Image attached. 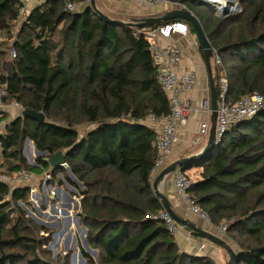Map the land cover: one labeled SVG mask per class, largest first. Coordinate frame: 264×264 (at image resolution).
Returning a JSON list of instances; mask_svg holds the SVG:
<instances>
[{
    "label": "trees",
    "instance_id": "16d2710c",
    "mask_svg": "<svg viewBox=\"0 0 264 264\" xmlns=\"http://www.w3.org/2000/svg\"><path fill=\"white\" fill-rule=\"evenodd\" d=\"M72 1L83 4L81 10L47 0L20 20L19 1L0 0V31L7 39L20 22L12 44L0 42L1 100L45 115L44 122L21 115L0 133V170L49 172L50 181L75 187L99 264H216L208 256L181 252L166 226L149 218L163 207L149 180L157 131L144 121L168 114L170 106L141 27L110 24L87 0ZM170 1L183 2L201 22L226 69L230 99L264 94V0H240V13L213 18L204 12L214 10L197 0ZM12 46L17 57L10 61ZM85 124L90 127L82 132ZM26 138L48 153L37 165L22 154ZM60 150L67 167L51 170L45 158ZM193 167L202 168L201 179L191 183L188 196L214 224L230 221L236 264H264V109L233 124L212 151L183 169ZM30 189L21 185L10 192L0 183V264H69L66 255L54 262L41 256L42 242L24 224L20 209L15 225L6 229L15 212L11 203L28 199ZM81 253L95 264L84 248Z\"/></svg>",
    "mask_w": 264,
    "mask_h": 264
},
{
    "label": "built area",
    "instance_id": "2783aa9c",
    "mask_svg": "<svg viewBox=\"0 0 264 264\" xmlns=\"http://www.w3.org/2000/svg\"><path fill=\"white\" fill-rule=\"evenodd\" d=\"M19 19H25L30 12L29 2L31 0H18ZM47 0H44V2ZM205 6L213 8L215 13L220 17H228L238 14L242 11L240 0H197ZM90 3V0L86 1ZM139 6H161L168 5L170 0H136ZM178 3V2H176ZM76 5L67 2L66 8L74 11ZM140 34L149 42V51L156 72V81L161 91L167 96L170 106V112L164 116L156 117L150 115L145 123L156 129V137L154 146L157 150L155 164L151 170L150 183L153 184L157 175L165 166L167 158L171 155L173 146L177 141V128L180 123H185L190 114L195 110L188 93L193 90L198 82V75L194 69H188L184 72H178V68L182 64L183 51L181 47L173 41L175 36L184 37L190 33L189 25L184 20H174L156 26H146L140 29ZM4 35L0 31V41L2 42ZM16 39L13 37L12 40ZM17 57V50L14 46L9 48L8 60ZM213 59L217 66V78L219 84V108L216 124V144L219 143L230 127L240 121L246 120L264 109V94L251 93L246 94L236 100L228 97L229 81L226 69L217 51L214 50ZM5 91L0 92V110L4 108L1 97ZM15 106L18 102L15 101ZM202 109L212 112L210 99H204ZM211 124L202 122L198 129L199 137L195 139L194 145H198L203 137L209 136ZM67 167V163L62 164ZM189 170V169H188ZM183 168L175 170V187L178 196L185 201L188 209L208 224L215 225L210 214L201 205L190 199L187 193L188 187L193 182V178L189 175V171ZM35 173L22 168L14 174H7L0 170V183L9 187L13 192L21 185L31 182L35 179ZM52 178L51 173L45 174V182ZM51 187V186H50ZM52 188V187H51ZM53 189V188H52ZM51 190V194L53 191ZM31 191H34L32 189ZM149 218L162 222L170 235L174 238L182 233V228L177 224L171 214L162 209L156 213L149 215ZM230 221H223L217 225L218 235L223 239H228L227 230ZM44 234V233H43ZM199 253L204 254L206 242L195 245Z\"/></svg>",
    "mask_w": 264,
    "mask_h": 264
},
{
    "label": "crops",
    "instance_id": "0c3cea01",
    "mask_svg": "<svg viewBox=\"0 0 264 264\" xmlns=\"http://www.w3.org/2000/svg\"><path fill=\"white\" fill-rule=\"evenodd\" d=\"M63 1L65 2V5L67 4V2L74 3L77 6L76 10H79V9L81 10V7H82L81 5H83V4H81V5L77 4L76 2H73L72 0H63ZM32 2H35L38 5L34 4L33 6H31L30 4ZM43 2H44V0H31L29 2L30 11L33 10L34 8L38 7L40 4L42 5ZM96 3H97L98 8L101 11H103L105 14H107L111 18L119 19V20H123V21H128L129 19H133L132 17H135V18L138 17L139 19H141V18H147L149 16H162L163 14H165L169 11L179 9L181 7L182 8H188L181 1L178 3H176V1H172L168 5H161V7L160 6L159 7L139 6L138 3L136 2V0H96ZM190 11L192 12V10H190ZM173 41L176 42L181 47V49L183 51V56H182L183 61H182L181 66L178 68V72L180 73V72H184L188 69H194L198 75V82H197L196 87L188 93V97L191 100L195 110L190 114L189 118L187 119V121L185 123H180L178 125L177 141L174 144L172 153L167 158V160L165 162V166H163V168L166 167L167 165H169L170 163L178 160V159L188 157L189 155L197 153L203 147H205V145L208 142L209 136L203 137L201 142L198 143V145H194V142H195V139H197L199 137L198 129L200 127V124L202 122H206V121L211 124V115H209V117H208L205 113H203L204 114V118H203V115L201 113V112H204V110L201 107L203 100L204 99H210V76H209L208 68L206 65L205 55H204V52H203V50L199 44L197 37H196L195 30H194V32L190 30V33L184 37L175 36ZM212 66H213V69H215L214 70V76H217V66H216L213 58H212ZM2 91H4V90H2ZM2 91H0V92H2ZM3 104H4V108L2 110H0V117H4V118L0 122V133L1 132L4 133L6 131V126L8 124L14 122L19 116H21L22 111L24 109L21 104H18L15 106L14 105L15 101H9V102H5ZM209 114H211V113L209 112ZM196 121L200 122V124L198 125V128H197V126H194V123ZM210 128H211V126H210ZM209 134H210V131H209ZM30 141H32V140H30ZM32 143L35 145L34 142H32ZM35 149H37V148L35 147ZM27 152L29 153L28 148H27ZM28 160H29V158H28ZM68 170L67 171H68L70 177L73 179L74 176L72 175L71 170L69 168H68ZM188 171H189V175L193 178V181H197L198 179H201V175H200L202 172L201 167H193V168L189 169ZM33 173H35V175H36L35 179L32 180L31 182H27L25 184V186L28 185L31 188L30 192H32V194L37 193L36 183L40 181V184H39L40 186H38V189H41V181H43L44 189L43 188L42 189H43L44 193L47 192V190L49 193V191H51L50 189L52 187L54 190H56L58 197H60L61 194H63V196L65 198L68 197L67 199H69V200H72V201H73V199L75 200L74 204H72L70 201L67 202L66 204L61 203L59 208L55 204H51V206H49V207H51V209L45 213V217L50 219V220H48V224L54 226L58 223V221L56 220V218H59L58 214H60V211L63 212V215H64L63 227L66 229V231L70 230L71 222L73 223V221H76L77 219L79 220V217L76 219L75 217L73 218L70 214L75 215L78 213L79 216L81 217L82 210H81V205H80V198H78V202H76L77 201L76 196L72 195L71 193L69 194V192H68V191H70V189H68V191L64 190V189H63V191H60L59 187H58V189L54 188V186L52 184L50 185L51 187L49 186L50 189H48L47 183H49L50 180L45 182L44 177L39 178V176L37 175L38 174L37 172H33ZM46 173H49V172H45L42 174L45 175ZM150 177H151V175H150ZM149 180H150V178H149ZM155 180H156V178H155ZM155 180H154V182H155ZM79 184H80V182L78 183V185ZM153 185H154V183L152 184V186ZM80 188L83 189V187H80ZM32 189H34V191H31ZM159 189L163 194H165L169 198V200L172 203V207H173L174 211L179 216L188 219L191 223L197 225L198 227H200L202 229H206V230L210 231L211 233L218 235V229L216 227L217 226L216 224L215 225L208 224L206 221H204L203 219H201L197 215L190 212L185 201H183V199H181L178 196L177 191H176V187H175V171L173 173L169 174L167 177H165V179L161 182ZM40 195H41V193H40ZM51 200L54 202L55 197L53 196V198ZM48 203H49V201H48ZM77 203L79 205L78 207L76 206ZM160 203L162 204L161 201H160ZM162 207H163V205H162ZM162 209H165V208L163 207ZM53 219L55 221H53ZM79 223H80V221H79ZM76 225H78L77 222H76ZM70 234L72 237L74 236L73 232L69 231L67 237H69ZM55 235H57V232ZM225 240L234 249H238L235 241H233L232 239H229V238L225 239ZM175 241L177 242V245H178L181 252H187V253L192 254V255L194 254V255L208 256L211 259H213L216 264H227L228 263V254L224 249H222L221 247H219L215 243H212L211 241H209V240H207V239H205V238H203V237H201V236H199L193 232H189V231L182 229V233L175 237ZM203 242H206V247L204 250V254H201L198 252L195 245L201 244Z\"/></svg>",
    "mask_w": 264,
    "mask_h": 264
},
{
    "label": "water",
    "instance_id": "95a60500",
    "mask_svg": "<svg viewBox=\"0 0 264 264\" xmlns=\"http://www.w3.org/2000/svg\"><path fill=\"white\" fill-rule=\"evenodd\" d=\"M90 5L103 20L106 22L113 24V25H119V26H131V27H146V26H154L158 25L165 21L170 20H185L192 24L196 37L199 41V44L204 52L205 59H206V65L208 68L209 76H210V102H211V128H210V134L209 139L205 147H203L200 151L197 153H194L192 155H189L188 157H184L181 159H178L166 167H164L161 172L156 177V180L153 185V190L156 195V197L162 202L163 207L171 214V216L174 218V220L177 222V224L186 231L193 232L212 243H215L222 249H224L228 254V263L227 264H236L239 257V250L234 249L225 239L220 237L217 234L211 233L210 231L206 229H202L198 227L197 225L191 223L188 219L183 218L179 216L173 209L172 203L169 200V198L163 194L159 186L161 182L167 177L169 174L173 173L178 168H183L184 165L197 161L205 157L210 151L213 150L215 144H216V124H217V117H218V108H219V84L217 80V76H214V70L212 66V58L214 55V48L211 44V41L209 40L205 29L203 28L201 22L199 19L193 14L188 8H179L172 11H169L162 16H149L147 18H141V19H133L131 21H123L119 19H114L105 14L103 11H101L96 3V0H90ZM203 4L202 2H200ZM204 5V4H203ZM22 115L25 116H31L37 118L39 121L44 122L45 121V115L43 113H35L30 110L23 109ZM30 139L26 138L24 141V149H23V155L28 157L29 153L27 152V145L29 143ZM37 156L41 155H47V152H41L38 149H35ZM29 158L30 165H37L36 162L33 160L32 157ZM66 154L64 151L60 150L56 154H54L50 158H45V160L50 164L52 170L56 169L58 166L65 163ZM59 189H61L59 187ZM79 206L78 203L76 205ZM85 250L88 253H95L96 250H91L88 247V242L86 240L85 242ZM52 249V245L50 246ZM79 258L80 264H88L87 260L82 256V253H70V259L69 264H73L74 260H77Z\"/></svg>",
    "mask_w": 264,
    "mask_h": 264
},
{
    "label": "rangeland",
    "instance_id": "374dc122",
    "mask_svg": "<svg viewBox=\"0 0 264 264\" xmlns=\"http://www.w3.org/2000/svg\"><path fill=\"white\" fill-rule=\"evenodd\" d=\"M45 3H46V1L43 2L42 4H45ZM34 4H37V3L32 2L30 5L33 6ZM151 7H153V6H151ZM154 7H159V6H154ZM207 7L209 8V6H207ZM204 14L206 17H209V18H213V17L218 16L216 13H214L210 10H208L207 12H204ZM132 18L133 19H139L138 17L137 18L132 17ZM133 19H129L128 21H131ZM19 23L20 22L14 24L15 27L13 28V31H14L13 37H17V34L20 30V24ZM11 38H12V36L9 37L8 39L6 38V36H4V37H2L1 40H2V42H7L8 45H11L12 44ZM201 113L203 115V118H204L203 113H205L208 117H209V115H211L207 111H204ZM199 124H200V122L196 121L194 123V126H197V128H198ZM89 125L85 124L83 127L80 126V130L82 132L85 131L88 127H90ZM32 142L33 141H30L28 143V146H27V148L29 150L28 157H32L34 159V161L38 164L37 158L39 156H37L36 151H35L36 145H34ZM24 147H25V145L23 142L22 154H23ZM24 157L27 159V161L29 163L28 158L26 156H24ZM67 170H68V168H67ZM37 175L39 176V178H42V177L45 178V175L42 173L41 174L38 173ZM58 177L63 179V173H59ZM73 179L76 181V179L74 177H73ZM39 184H40V181L36 183L37 193L32 194V192H30L28 199L19 200L16 203H13V202L11 203L15 212L10 216L9 223H7L5 227H6V229H10L13 225H15V223L17 221V217H19L18 211L21 210L24 217L26 218V222L24 224L34 228L35 229V234H34L35 237L37 239L41 240V242H42V246L40 247L41 256H43L46 259H49V260L54 262V261H57V260L63 258L66 255L68 257L67 261L69 262L70 253H78L79 254L81 252V248L86 249L85 248L86 247L85 242L88 238L89 229L86 225L83 224V222L81 221L82 219L78 213L75 215L70 214L73 218L75 217L77 219L79 217V220L77 219L76 221H73V223L71 222V228L68 231H66V229L63 227L64 215H63V212H61V211H60V214H58L59 218H56L58 223L54 226L48 224V220H50V219L45 217V213L51 209V207H49V206H51V204H55L59 208L61 203L66 204L67 202L70 201L72 204H74L75 200L74 199H73V201L69 200V199H67L68 197L65 198L63 196V194H61V196L58 197L56 190H54L52 188L51 189L53 191V194H51V191H49V193H48V190H47V192L44 193L43 181H41V189H38V186H40ZM51 184L54 186V188L58 189V187H60L61 188V189H59L60 191H63V189L68 191V189H70V191H68L69 194L71 193L72 195L76 196V200H77L76 202H78L79 195H78V191L75 187H73L69 183H64L63 186H59L58 184L55 183V180H53V181H49V183H47L48 189H50L49 186ZM79 185H80V187H83L81 183ZM40 193H41V195H40ZM53 196L55 197L54 202L51 200L53 198ZM48 201H49V203H48ZM53 221H55V220L53 219ZM79 221H80V223H79ZM223 221H225V220H223ZM76 222L78 225H76ZM40 226H44L46 229H40L39 228ZM69 231L73 232V234H74L73 237L71 236V234L69 237H67ZM56 232H57V235H55ZM4 234H8V233L5 232ZM8 237H9V235H8ZM51 245H52V249L50 248ZM88 247L91 250H96V252L94 254L93 253H90V254H91L92 258L94 259L95 264H99V252H98V250L91 247L89 244H88ZM73 264H80L79 258H77V260H74Z\"/></svg>",
    "mask_w": 264,
    "mask_h": 264
},
{
    "label": "bare ground",
    "instance_id": "6f19581e",
    "mask_svg": "<svg viewBox=\"0 0 264 264\" xmlns=\"http://www.w3.org/2000/svg\"><path fill=\"white\" fill-rule=\"evenodd\" d=\"M215 2H217V0H214Z\"/></svg>",
    "mask_w": 264,
    "mask_h": 264
}]
</instances>
